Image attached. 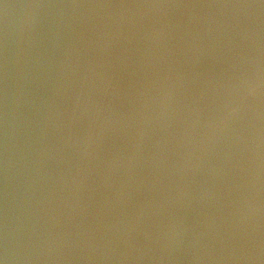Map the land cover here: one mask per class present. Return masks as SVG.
<instances>
[{
	"label": "water",
	"instance_id": "1",
	"mask_svg": "<svg viewBox=\"0 0 264 264\" xmlns=\"http://www.w3.org/2000/svg\"><path fill=\"white\" fill-rule=\"evenodd\" d=\"M0 264H264V0H0Z\"/></svg>",
	"mask_w": 264,
	"mask_h": 264
}]
</instances>
